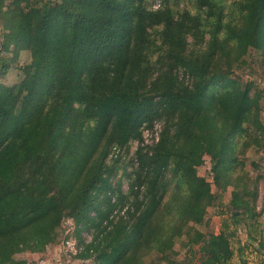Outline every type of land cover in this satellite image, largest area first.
I'll return each instance as SVG.
<instances>
[{
  "label": "trees",
  "instance_id": "16d2710c",
  "mask_svg": "<svg viewBox=\"0 0 264 264\" xmlns=\"http://www.w3.org/2000/svg\"><path fill=\"white\" fill-rule=\"evenodd\" d=\"M151 5L0 0V264L71 238L86 264H231L241 222L239 257L264 256V0ZM211 206L217 233L199 228Z\"/></svg>",
  "mask_w": 264,
  "mask_h": 264
},
{
  "label": "rangeland",
  "instance_id": "374dc122",
  "mask_svg": "<svg viewBox=\"0 0 264 264\" xmlns=\"http://www.w3.org/2000/svg\"><path fill=\"white\" fill-rule=\"evenodd\" d=\"M150 1L152 4L151 7L153 9H156L159 5V0H150ZM28 60H29V52L22 51L19 55V59L15 61V63L22 64V63L27 62ZM19 77H20V72H18V70H14L13 68H11L8 70V73L5 79L2 81H4V83L6 84H12V83L17 82L19 80ZM145 129L146 128L142 129L143 140L141 142V145L151 144L154 139V133H151V129L148 135L145 134L144 132ZM138 145H139L138 141L132 142L126 156L122 157V160L124 159L125 167L128 172H130L132 168L135 166V153L134 152L138 148ZM259 156H261V154L259 155L253 154V153L249 154V157L251 159L252 158L258 159ZM209 168H210V163H209V159L207 158L204 160L203 166L199 167L198 173L204 176L209 182H212V177L209 172ZM245 171L252 178H255L256 176L260 175V173L257 172L256 170L255 171L252 170L250 166L247 167ZM119 177L121 178V181H122V189L127 190L129 179L125 175L122 174V169H119L115 179H118ZM259 180H260L258 184L259 196H258V201L256 204L258 210L261 208V202H262V198L264 194V179H259ZM229 193H230V190H228L225 193L224 201L228 200ZM234 212H238V211H234ZM260 220L262 221V224L264 227V212L261 214ZM220 227H221V217L218 214V209L216 208V206H211L208 208L207 213H206V224L199 226V228L202 229L203 231L217 233L219 232ZM73 229H74V225H73L72 219L66 218L62 222V226H61L62 236L65 235L66 233L70 234L73 231ZM246 231L247 230H246L245 224L241 222V224L239 225L237 236L232 239V243H231L232 248L234 250V255H233L231 264H240L241 261L243 260L247 263V261L248 262L249 260L252 261L253 258L257 257L256 254H254L253 252H250L249 248L244 250L242 257H239L238 247L240 243H247L246 242V238H247ZM82 236L84 237L86 241L90 239V233L88 232H83ZM69 240L75 243L74 250H71L72 248L71 242L68 244H66V242L64 243L60 242L56 245L48 246L45 249V251L42 253L24 252V253L19 254L17 257L24 259L26 261L25 264H66V263L86 264V263H81L80 261H75L73 258H71L72 255L76 252V241L73 238ZM174 247H175V250L178 252L177 255L175 256L176 259H181L186 253V249L181 247V239L176 240Z\"/></svg>",
  "mask_w": 264,
  "mask_h": 264
},
{
  "label": "built area",
  "instance_id": "2783aa9c",
  "mask_svg": "<svg viewBox=\"0 0 264 264\" xmlns=\"http://www.w3.org/2000/svg\"><path fill=\"white\" fill-rule=\"evenodd\" d=\"M150 129H151V133H154V139H153V142L155 141V140H157L158 139V134H159V131H160V129H161V124H160V122H155L154 124H153V127H151V128H146L145 130H144V132H145V134L146 135H148L149 133H150ZM152 142V143H153ZM72 243L71 245V250H74V248H75V243L73 242V241H71V240H67L66 241V244H68V243Z\"/></svg>",
  "mask_w": 264,
  "mask_h": 264
},
{
  "label": "crops",
  "instance_id": "0c3cea01",
  "mask_svg": "<svg viewBox=\"0 0 264 264\" xmlns=\"http://www.w3.org/2000/svg\"><path fill=\"white\" fill-rule=\"evenodd\" d=\"M246 264H264V256H257L256 258H253L252 261H250V260H249V262L247 261Z\"/></svg>",
  "mask_w": 264,
  "mask_h": 264
},
{
  "label": "water",
  "instance_id": "95a60500",
  "mask_svg": "<svg viewBox=\"0 0 264 264\" xmlns=\"http://www.w3.org/2000/svg\"><path fill=\"white\" fill-rule=\"evenodd\" d=\"M232 213H237V212H232Z\"/></svg>",
  "mask_w": 264,
  "mask_h": 264
}]
</instances>
